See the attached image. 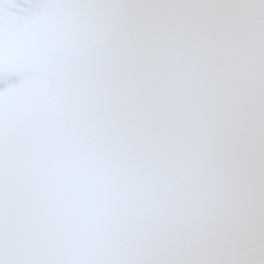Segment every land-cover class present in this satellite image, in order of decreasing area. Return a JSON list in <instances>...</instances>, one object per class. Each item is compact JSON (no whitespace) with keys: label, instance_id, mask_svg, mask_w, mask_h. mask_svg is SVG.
Instances as JSON below:
<instances>
[{"label":"snow or ice","instance_id":"snow-or-ice-1","mask_svg":"<svg viewBox=\"0 0 264 264\" xmlns=\"http://www.w3.org/2000/svg\"><path fill=\"white\" fill-rule=\"evenodd\" d=\"M0 264H264V0H0Z\"/></svg>","mask_w":264,"mask_h":264}]
</instances>
